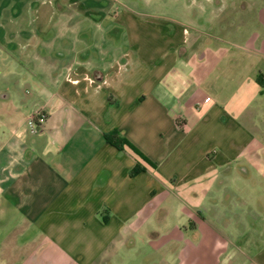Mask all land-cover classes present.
Masks as SVG:
<instances>
[{
    "label": "crops",
    "instance_id": "1",
    "mask_svg": "<svg viewBox=\"0 0 264 264\" xmlns=\"http://www.w3.org/2000/svg\"><path fill=\"white\" fill-rule=\"evenodd\" d=\"M193 5L152 22L116 16L105 35L127 32L131 47L103 63L92 47L99 37L70 63H51L55 85L0 88V264H111L107 256L147 228L160 232L167 264H264V241L238 258L198 211L218 202L221 173L237 159L264 156L254 129L262 122L243 120L264 102V12L236 41L220 33L219 14L203 20ZM113 9L106 0H1L0 44L31 62L55 27L82 15L102 26ZM39 110L46 118L32 133L27 119ZM114 130L145 158L111 144ZM249 165L236 169L246 177ZM172 200L186 206L171 228ZM190 232L196 239L183 242Z\"/></svg>",
    "mask_w": 264,
    "mask_h": 264
},
{
    "label": "rangeland",
    "instance_id": "2",
    "mask_svg": "<svg viewBox=\"0 0 264 264\" xmlns=\"http://www.w3.org/2000/svg\"><path fill=\"white\" fill-rule=\"evenodd\" d=\"M106 1L107 5L112 6L114 9L112 14L103 19L102 26L97 24V21L100 20H88L87 22L91 24L85 26L82 24L85 16L82 15V17L75 18L74 24L69 29L55 27L52 37L44 36L42 46L38 51L36 50L38 56H33L31 62L27 59L21 60L15 53L9 52L7 46L0 44V88H39L40 85L48 88L55 85L50 77L51 63L55 61L62 65L70 63L72 57L78 54L82 47L90 48L91 43H94L93 39L96 40L99 37L102 38V44L97 48L92 47H94L96 58L101 59L104 63L105 59H108L109 53L116 54V51L131 47L126 39L127 32L120 39L113 38L111 40L105 35V32L114 27L116 16H118V20L126 18L140 22L163 20L161 16H165L169 12L176 15L177 12L180 13V8L185 0ZM186 1L189 4L196 5V8L192 9L196 14L202 11L203 20H206V17L209 16L211 18L213 16L212 11L214 14H219L220 20L222 19L219 28L220 33L236 41H242L244 33L254 30L258 20H260V15L264 12V0ZM230 21L233 22V25L229 24L226 28L222 27V23ZM102 48L105 50L101 51ZM59 51H64L65 56L58 60L55 55ZM104 53L106 55L101 57ZM64 69L61 68L59 71L60 80L66 73V69L65 72ZM254 107L255 109L250 111L243 120L250 121V123H254V120L262 122L263 125L256 122L258 127L254 129L257 131V136H255L257 142L255 144L258 145L260 152L264 154V102H255ZM257 113L260 117L257 116ZM257 159V163L245 155L237 159L234 162L235 167L232 171L221 173V180L224 181L226 188L219 189L221 194L218 197V202L214 201L213 206L204 205V207L198 209L200 213L203 212L209 219L210 224L224 234L225 239L228 240L226 244L228 252L233 250L238 258L245 257L244 252L252 251L251 253L254 254L255 250L259 249L261 242L264 241V156ZM250 160L253 163L251 162L249 165ZM244 162L251 166L250 173L246 177L242 176L236 169V165ZM187 201L192 207H199L194 200ZM190 202L192 203L190 204ZM181 204L186 206L181 202L178 203V200H172L167 207L170 213H168L166 219L171 228L175 227L177 223L176 219ZM208 208H210L209 212ZM151 223L158 224L159 220L154 219ZM196 236L197 234L190 232L187 237L183 238V242L185 238L194 240ZM131 239L134 240V244L121 250L117 254V258L107 256L111 264H167L170 251L168 247H159L162 238L158 229L149 230L147 228V230H141L140 235L132 236ZM176 243H179L177 239L171 245L175 246ZM175 263L176 261L172 260V264Z\"/></svg>",
    "mask_w": 264,
    "mask_h": 264
},
{
    "label": "trees",
    "instance_id": "3",
    "mask_svg": "<svg viewBox=\"0 0 264 264\" xmlns=\"http://www.w3.org/2000/svg\"><path fill=\"white\" fill-rule=\"evenodd\" d=\"M106 138L111 144L116 146L118 149L122 150L127 147L139 154L142 158H145L144 155L140 152V150L136 146H134L125 136L121 135L118 130H114L113 132L107 134ZM142 170L143 167L140 164H137L133 168L132 174L135 175Z\"/></svg>",
    "mask_w": 264,
    "mask_h": 264
},
{
    "label": "built area",
    "instance_id": "4",
    "mask_svg": "<svg viewBox=\"0 0 264 264\" xmlns=\"http://www.w3.org/2000/svg\"><path fill=\"white\" fill-rule=\"evenodd\" d=\"M209 100V98H207ZM46 118V113L42 110L37 111L35 114L29 117L28 126L32 133H37L40 131V125Z\"/></svg>",
    "mask_w": 264,
    "mask_h": 264
}]
</instances>
